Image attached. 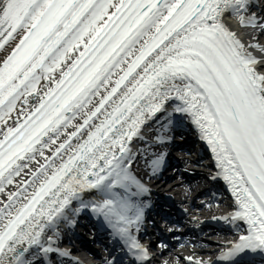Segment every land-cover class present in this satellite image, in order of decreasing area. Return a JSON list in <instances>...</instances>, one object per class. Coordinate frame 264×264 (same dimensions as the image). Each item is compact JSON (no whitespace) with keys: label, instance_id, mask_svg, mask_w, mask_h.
Masks as SVG:
<instances>
[{"label":"snow or ice","instance_id":"obj_1","mask_svg":"<svg viewBox=\"0 0 264 264\" xmlns=\"http://www.w3.org/2000/svg\"><path fill=\"white\" fill-rule=\"evenodd\" d=\"M176 114L247 225L218 259L264 257V0H0V264L67 256L86 210L147 260L135 143Z\"/></svg>","mask_w":264,"mask_h":264},{"label":"bare ground","instance_id":"obj_2","mask_svg":"<svg viewBox=\"0 0 264 264\" xmlns=\"http://www.w3.org/2000/svg\"><path fill=\"white\" fill-rule=\"evenodd\" d=\"M233 23V26L235 27V22L233 21L232 22ZM160 123H157V124H153V126H152V129L151 130H148V131H146L145 132V136H146V140H147V138H149L150 136H151V134L155 131V128H156V125H159ZM144 143V141H137L136 143H135V147L137 148V149H139L140 150V145H142ZM209 149H210V147H209ZM211 150V149H210ZM141 150H140V154H139V156H138V158L141 156ZM210 154H211V162L213 161V164H215V165H217L216 164V160H215V157H214V154L212 153V151L210 152ZM137 158V159H138ZM202 172L203 171H198V172H195V173H197V175H201L202 174ZM201 179V177L199 178V179H196V180H194L195 182L196 181H198V180H200ZM185 185H189V188H188V190H187V192L185 193L184 192V196L182 197V198H180L179 196L181 195V194H183V192L181 191L182 190V188L185 186ZM194 186L195 185H191L190 184V182H188L187 181V179L185 180V182H184V184H175L174 186H172L169 190H167V194H169V198H171L172 199V201L173 202H177V203H179V204H185V203H187V199L191 196V194L193 193V191H194ZM228 190L230 191V193L232 194V192H231V189H230V187H229V185H228ZM233 199H234V201H235V198H234V196H233ZM215 212H220V209L219 208H212V209H210V210H207L206 211V214H204L205 215V218H204V222H202L200 225L201 226H204L207 222H209L210 220H208L209 218V215L210 214H212V213H215ZM192 213V212H191ZM187 215H190V214H188L187 213ZM200 215H203V214H197L196 215V217H195V220H194V222H193V224L194 225H197L198 223H199V221H201V219L200 218H198L197 216H200ZM206 219V220H205ZM212 221V220H211ZM220 223H222V222H220ZM236 224L237 222H232V224ZM235 227L237 228V230H244V231H246V228H247V225L246 224H244V222H241V221H239V223H237L236 225H235ZM243 231V232H244ZM223 234H225V233H223L222 232V235ZM202 243V242H201ZM218 246H221L222 244H221V242L219 241L218 242V244H217ZM200 246V245H199ZM218 246L217 247H214V251L212 250V251H206L205 249H202L200 252H197V253H194V254H189V257H193V258H195V259H197L198 261H210L211 259L209 258V257H211V256H213V255H215L216 254V252L219 250V248H218ZM226 247V246H225ZM177 257L179 258L180 257V255H178L177 254ZM180 261L182 262V264H195V263H190V262H188V261H185L184 260V258H181L180 259ZM103 263H104V261H103Z\"/></svg>","mask_w":264,"mask_h":264},{"label":"rangeland","instance_id":"obj_3","mask_svg":"<svg viewBox=\"0 0 264 264\" xmlns=\"http://www.w3.org/2000/svg\"><path fill=\"white\" fill-rule=\"evenodd\" d=\"M147 139H149V138H147ZM145 144H142V145H140V150H141V152H142V157H146L148 154H147V149L145 148V146H144ZM139 164V163H138ZM204 175H205V173H203ZM197 203V202H196ZM184 220H185V218H184ZM207 237V236H206ZM208 238V237H207ZM210 238H215V237H210ZM185 254H188L186 251H182V253H181V256L183 257V256H185Z\"/></svg>","mask_w":264,"mask_h":264}]
</instances>
